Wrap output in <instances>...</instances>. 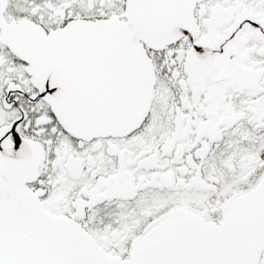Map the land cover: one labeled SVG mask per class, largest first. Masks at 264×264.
<instances>
[{"label":"snow or ice","instance_id":"6c2138e0","mask_svg":"<svg viewBox=\"0 0 264 264\" xmlns=\"http://www.w3.org/2000/svg\"><path fill=\"white\" fill-rule=\"evenodd\" d=\"M0 264H264V0H0Z\"/></svg>","mask_w":264,"mask_h":264}]
</instances>
